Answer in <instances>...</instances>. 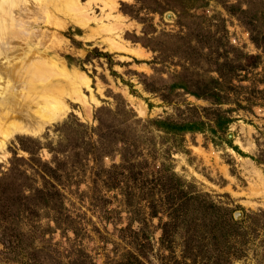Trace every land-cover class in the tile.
I'll return each instance as SVG.
<instances>
[{"label":"rangeland","instance_id":"obj_1","mask_svg":"<svg viewBox=\"0 0 264 264\" xmlns=\"http://www.w3.org/2000/svg\"><path fill=\"white\" fill-rule=\"evenodd\" d=\"M80 1L96 24L41 0L14 28L88 80V110L66 101L61 121L7 143L0 264H264L243 169L264 183V0H106L113 29L103 0Z\"/></svg>","mask_w":264,"mask_h":264},{"label":"bare ground","instance_id":"obj_2","mask_svg":"<svg viewBox=\"0 0 264 264\" xmlns=\"http://www.w3.org/2000/svg\"><path fill=\"white\" fill-rule=\"evenodd\" d=\"M66 1L68 7L63 14L67 19H75L76 13L96 24L92 9L87 3L81 4L80 0ZM92 3L90 2V5ZM101 3L102 11L109 9V12L104 14V19L109 23L101 27L113 29L114 22L117 21L113 15V5H107L106 0ZM43 4L41 0H0V156H3L7 143L15 137H37L45 126L61 121L69 111L66 101L80 104L88 110L86 98L81 94V89L89 90L88 80L80 79L78 74L66 71L64 66L58 64L54 56H51L54 50H45L36 40L37 36H32L29 30H14L20 22L31 20L29 16H37L43 9ZM14 36L18 39L13 40ZM10 40L13 41L7 44ZM103 41L109 45V50L115 49L114 41ZM90 99L92 100L91 95ZM243 164V169L252 177V180L251 177L249 179L253 181L251 187L255 188V196H260V205L264 207L262 175L248 161L244 160ZM243 203L255 205L250 201Z\"/></svg>","mask_w":264,"mask_h":264},{"label":"trees","instance_id":"obj_3","mask_svg":"<svg viewBox=\"0 0 264 264\" xmlns=\"http://www.w3.org/2000/svg\"><path fill=\"white\" fill-rule=\"evenodd\" d=\"M191 90H193V89H188V88H186V91L187 92H190V94H192V95H194L196 98H200L201 96L199 95V93L197 92V93H195L194 91L191 93ZM195 128V129H194ZM197 128H198V126L197 125H193L192 127H191V129H189V130H197ZM216 133V132H215ZM108 134H111V133H108ZM169 202H170V205H172L173 204V201L172 200H169ZM181 209V208H180ZM176 210H179V208H176ZM202 210H205V209H203L202 208ZM217 237H219V236H217ZM220 238V237H219ZM219 238H214V241L217 243V242H220L219 241ZM163 239H164V235H163ZM20 242V241H19ZM18 242V247H20V249H21V244ZM215 243V244H216ZM214 244V245H215ZM218 245H220L219 243L218 244H216V248H219L218 247ZM19 249V250H20ZM220 255V254H219ZM127 258H132V256H126Z\"/></svg>","mask_w":264,"mask_h":264}]
</instances>
